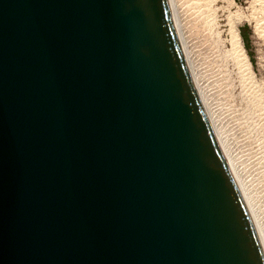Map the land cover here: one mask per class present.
I'll return each mask as SVG.
<instances>
[{"label": "water", "instance_id": "1", "mask_svg": "<svg viewBox=\"0 0 264 264\" xmlns=\"http://www.w3.org/2000/svg\"><path fill=\"white\" fill-rule=\"evenodd\" d=\"M0 264H264L168 0H0Z\"/></svg>", "mask_w": 264, "mask_h": 264}, {"label": "rangeland", "instance_id": "2", "mask_svg": "<svg viewBox=\"0 0 264 264\" xmlns=\"http://www.w3.org/2000/svg\"><path fill=\"white\" fill-rule=\"evenodd\" d=\"M174 1L180 2V5L184 4L183 8L187 15L191 11V15L189 14L188 17L192 19V25L195 26L194 28L198 30L197 32L204 40L198 42L197 37L191 39L188 43L187 55L197 73L204 75V78L210 77L202 85H206L208 82L209 86L214 83L212 79L219 81L217 82L218 88L214 87L218 89V92H213L210 99L207 100L209 103L211 102L210 107H215L218 112L220 110L221 114L220 112L219 114L223 115L218 118L216 124L218 131H221L222 138L226 139L225 143L228 145V149L231 150L232 148L233 154H235L238 148V155L235 156L238 160L235 163L240 164V167L244 170L240 175L242 181L244 180L242 185L245 187V192L248 193L246 194L249 200L254 203L252 204L253 209H255L254 213L258 216L256 217L259 223L261 222L260 227L264 235V0H233L234 6L230 9L227 8V4L223 0ZM206 10L208 13L205 12ZM240 11V15L243 16L242 19L239 21L234 20V22H236L241 44L251 64L255 83L249 81V79L246 80L247 78H245L241 66L232 52L228 24L229 19H231L229 14L240 13ZM198 14L201 17H198ZM195 19L196 21H194ZM242 27L245 28L248 38V51L244 47L239 31ZM191 47L192 49L189 50ZM249 54L253 62H251ZM251 96L254 98L250 99ZM261 124L262 126H260ZM241 139L245 141L244 143L248 147L247 150L243 151L241 149L244 144Z\"/></svg>", "mask_w": 264, "mask_h": 264}, {"label": "bare ground", "instance_id": "3", "mask_svg": "<svg viewBox=\"0 0 264 264\" xmlns=\"http://www.w3.org/2000/svg\"><path fill=\"white\" fill-rule=\"evenodd\" d=\"M178 1H180V0H178ZM182 1V0H181ZM196 1V0H195ZM226 4H227V8L228 9H230V8H232L233 6H234V2H233V0H223ZM168 3H169V7H170V11H171V16H172V20H173V23H174V26H175V30H176V33H177V37H178V40H179V43H180V46H181V49H182V52H183V56H184V59H185V63H186V66H187V70H188V73H189V76H190V78H191V81H192V84H193V86H194V89H195V92H196V94H197V97H198V99H199V103H200V105H201V108H202V110H203V113H204V115H205V117H206V119H207V121H208V123H209V126H210V128H211V131H212V133H213V135H214V137H215V139H216V141H217V143H218V145H219V147H220V149H221V151H222V153H223V155H224V157H225V159H226V161H227V163H228V165L230 166V168H231V170H232V172H233V174H234V176H235V178H236V180H237V182H238V184H239V186H240V188H241V190H242V192H243V194H244V196H245V198H246V200H247V202H248V204H249V206H250V208H251V210H252V212H253V214H254V216H255V218H256V220H257V223H258V227H259V231H260V235H261V239H262V242H263V246H264V235H263V233H262V229H261V227H260V223H259V220L257 219V215H255V213H254V211H255V209H253V205L252 204H254V203H251V201L249 200V198H248V196H247V192H245V187H243V181H242V176H240L241 174H242V172L244 171V170H242L243 168L242 167H240V164L238 165V163L236 164L235 163V161H237L238 159L237 158H235V156L236 155H238V152H237V150H238V148H237V150H236V153L235 154H233L234 153V151H233V149L231 148V150H230V148L228 149V145L225 143V141H226V139H224V138H222V135H221V131H218V128H217V124H216V122L218 121V118L219 117H222L220 114H221V112H220V110H219V112H220V114H219V112H218V109L216 110L215 109V107H210V105H211V102L209 103V99H210V97H211V95L213 94V92H215L216 93V91L218 90L217 88V86H218V83L217 82H219V81H216V80H214V79H212V81L214 82V83H211L209 86H208V82L206 83V85H202V83H205L208 79L207 78H210V77H206V78H204V75H201V73H197L196 72V70H194V68H193V66H192V64H191V61H190V59L188 58V55H187V53H188V43H189V41H191V39H193V38H195V37H197V39H198V42H203L204 40H203V38L201 37V35L197 32L198 30H196L194 27L195 26H193L192 25V23L191 22H193L192 21V19H189V17H188V15L190 14L191 15V11L189 12V14L187 15V13H186V11L184 10V8H183V6H184V4H181L180 5V2H176V1H174V0H168ZM184 3H185V1H184ZM189 3V2H188ZM192 4V3H191ZM189 5V4H188ZM192 7V6H191ZM190 7V8H191ZM187 8V7H186ZM209 10V9H208ZM193 11V10H192ZM197 11V10H196ZM198 12V11H197ZM205 12H207L208 13V11L206 10ZM210 12H211V10H210ZM209 12V13H210ZM217 12V11H216ZM206 13V14H207ZM236 14H229V18H231V19H229L230 20V22L228 23L229 24V32H230V35H231V39H230V42H231V47H232V52H233V54L236 56V59L238 60V63H239V65L241 66V70H242V72L244 73V75H245V78H247L246 80H248L249 79V81H253V79H254V73H253V71H252V69H251V64H250V62H249V60H248V58H247V55H246V53H245V51H244V48H243V46H242V44H241V40H240V37H239V34H238V30H237V26H236V22H234V20L235 21H239V20H241L242 19V15H240L241 14V11H240V13H237V12H235ZM194 14V13H193ZM203 14V13H202ZM206 14H204V15H206ZM263 15V14H262ZM214 16V15H213ZM194 17H195V15H194ZM198 17H201V15L199 16V14H198ZM207 18H209L208 16H206ZM206 17H205V19H206ZM215 17V16H214ZM232 17H234V18H232ZM193 18V17H192ZM197 19V18H196ZM196 19L194 20V21H196ZM212 19V18H211ZM200 20H202V19H200ZM214 20H216V19H214ZM233 20V21H232ZM198 21V20H197ZM204 21V20H203ZM206 21V20H205ZM260 21V20H259ZM202 22V21H201ZM210 22V21H209ZM211 22H212V20H211ZM203 23V22H202ZM262 23V22H261ZM195 24H197V23H195ZM200 24V23H199ZM190 25V26H189ZM198 25V24H197ZM193 26V27H192ZM203 26V25H202ZM202 26H200V27H202ZM197 27V26H196ZM199 27V26H198ZM258 27H260V26H258ZM194 28V29H193ZM206 28V27H205ZM199 30H201V29H199ZM264 30V29H263ZM262 30V31H263ZM264 32V31H263ZM262 32V33H263ZM261 33V34H262ZM199 34V35H198ZM204 36V35H203ZM205 39V38H204ZM206 40V39H205ZM192 49V47L189 49V50H191ZM229 53V52H228ZM227 54V53H226ZM210 55V54H209ZM197 74H198V76H197ZM217 77V76H216ZM220 77V76H219ZM211 81V82H212ZM221 82V81H220ZM250 82V83H251ZM254 82V81H253ZM210 83V82H209ZM255 83V82H254ZM253 83V84H254ZM220 84V83H219ZM252 84V83H251ZM244 85V84H243ZM247 85V84H246ZM252 86V85H251ZM264 86V85H263ZM214 87H217L216 89L214 88ZM214 88V89H213ZM234 88V87H233ZM256 88V87H255ZM249 89V88H248ZM254 89V88H253ZM251 90V89H250ZM218 92V91H217ZM249 93H250V91H249ZM256 94V93H255ZM248 95V94H247ZM252 95V94H251ZM259 95V94H258ZM258 95H257V97H258ZM262 95V94H261ZM252 98H254V97H252L251 96V98L250 99H252ZM208 99V100H207ZM259 99V98H258ZM253 101H255V100H253ZM258 102V101H257ZM258 105V104H257ZM255 106V105H254ZM255 107H258V106H255ZM254 107V108H255ZM258 109V108H257ZM259 110V109H258ZM257 110V111H258ZM260 112V111H259ZM261 113V112H260ZM259 114V113H258ZM259 117V116H258ZM257 117V118H258ZM218 123V122H217ZM233 123V122H232ZM234 124V123H233ZM259 125V124H258ZM236 126V125H235ZM260 126H262V124L260 125ZM259 132H261V131H259ZM262 133V132H261ZM235 135V134H234ZM239 135V134H238ZM237 135V136H238ZM261 137V136H260ZM237 138V137H236ZM241 138H242V136H241ZM234 142V141H233ZM237 142V141H236ZM241 142H245V141H243V139H241ZM247 142V141H246ZM263 142V141H262ZM239 143V142H238ZM230 144V143H229ZM234 144H235V142H234ZM233 144V146H235ZM241 144V143H240ZM237 145V144H236ZM239 145V144H238ZM258 145V144H257ZM262 146V145H261ZM229 147H230V145H229ZM238 147V146H237ZM250 147V146H249ZM234 148V147H233ZM239 148H241L240 146H239ZM252 148V147H251ZM243 151L244 150H247L248 149V147H247V145H245V143L243 144V147L241 148ZM242 151V152H243ZM242 154H244V153H242ZM242 154H239V155H242ZM248 164V163H247ZM247 193V194H246ZM255 201V200H254ZM257 205V204H256ZM255 205V206H256ZM257 216V217H256Z\"/></svg>", "mask_w": 264, "mask_h": 264}, {"label": "trees", "instance_id": "4", "mask_svg": "<svg viewBox=\"0 0 264 264\" xmlns=\"http://www.w3.org/2000/svg\"><path fill=\"white\" fill-rule=\"evenodd\" d=\"M239 31H240L241 38H242V40H243L244 47H245V49H247V51H248L249 43H248L247 35H246V33H245V28L242 27V28L239 29ZM249 58H250L251 62H253V60H252L250 54H249Z\"/></svg>", "mask_w": 264, "mask_h": 264}]
</instances>
